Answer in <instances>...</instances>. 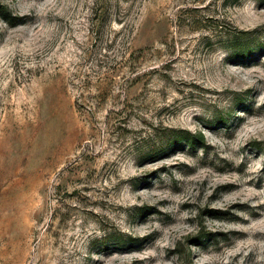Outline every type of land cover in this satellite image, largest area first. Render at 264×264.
Masks as SVG:
<instances>
[{
  "label": "rangeland",
  "instance_id": "obj_1",
  "mask_svg": "<svg viewBox=\"0 0 264 264\" xmlns=\"http://www.w3.org/2000/svg\"><path fill=\"white\" fill-rule=\"evenodd\" d=\"M0 264H264V0H0Z\"/></svg>",
  "mask_w": 264,
  "mask_h": 264
},
{
  "label": "trees",
  "instance_id": "obj_2",
  "mask_svg": "<svg viewBox=\"0 0 264 264\" xmlns=\"http://www.w3.org/2000/svg\"><path fill=\"white\" fill-rule=\"evenodd\" d=\"M11 24H14V23H11Z\"/></svg>",
  "mask_w": 264,
  "mask_h": 264
}]
</instances>
